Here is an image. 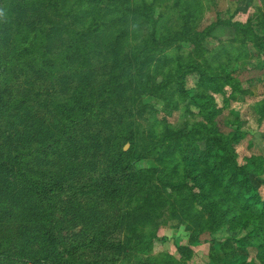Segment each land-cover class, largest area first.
Returning a JSON list of instances; mask_svg holds the SVG:
<instances>
[{"label":"trees","instance_id":"16d2710c","mask_svg":"<svg viewBox=\"0 0 264 264\" xmlns=\"http://www.w3.org/2000/svg\"><path fill=\"white\" fill-rule=\"evenodd\" d=\"M151 5L0 0V264H186L190 247L179 245L178 259L152 256L155 229H142L164 194L189 243L211 246L226 223L220 248L254 247L264 264V158L240 162V120L227 133L215 121L213 94L226 103L240 89L228 57L243 52L230 48L214 62L219 54L200 40L209 29L195 25L199 0H173L177 28ZM159 23L166 34L155 37ZM231 24L254 34L249 22ZM149 96L162 100L164 116L137 134L123 119L149 109ZM189 101L195 117L172 127L166 115L189 112ZM145 159L156 166H139Z\"/></svg>","mask_w":264,"mask_h":264},{"label":"rangeland","instance_id":"374dc122","mask_svg":"<svg viewBox=\"0 0 264 264\" xmlns=\"http://www.w3.org/2000/svg\"><path fill=\"white\" fill-rule=\"evenodd\" d=\"M151 5V8L158 15L166 14L167 17L172 18L174 28H177L178 20L177 9L171 5L173 0H146ZM201 6L200 16L196 20V29H209V33L201 38V43L205 46L206 52L211 54L215 52L219 54L218 59H214L217 63L219 59L227 58L225 51L243 52L241 57L237 59L233 53L228 58L230 60L228 68L232 71V75L238 80L240 89H248L246 93L237 90L235 97H230L226 103L223 101L221 94H213L217 107L221 108L215 121L218 127L225 133L229 132L231 122L233 120H240L241 129L246 132L242 138L235 144V149L238 153L240 162L245 161L244 156L255 154L264 158V54L259 47V42L253 41L258 39L256 36H264V31L257 27L260 22L259 15L264 13V0H199ZM175 14V20L173 19ZM249 22V25L254 26V34L252 31L238 33L236 27L231 23ZM147 35L148 29L145 30ZM156 32L155 37H160L161 33L166 34L162 27V23L154 27ZM181 52L186 55L190 52L191 45L181 43ZM231 48V49H230ZM174 52V51H173ZM198 61L201 59L194 56ZM102 65V64H101ZM100 64L96 65L102 67ZM232 65V66H231ZM151 73H153L151 71ZM5 77H9L6 72ZM24 75H21V79ZM196 73H190L186 77V87L192 89L194 87ZM7 79V78H6ZM5 79V80H6ZM161 76L157 75L159 81ZM39 84V83H38ZM229 90L230 86H226ZM192 94V92H188ZM150 98V99H149ZM145 100L149 102V109L133 110L132 115L126 113L124 125L130 128L137 134L147 133L152 129L156 130L159 126L157 120L164 116L162 111V100L152 99L149 96ZM189 112H186L184 106L178 107L172 111L171 114L166 115L167 121L172 127L181 126L187 120L188 124L195 116L189 113H197L198 107L192 102L188 103ZM197 116L195 119H200ZM126 150L129 143L123 145ZM246 162V161H245ZM248 167L252 165L246 162ZM141 167L156 166L150 159L142 160L138 163ZM264 178V171L261 175ZM264 194V187L262 188ZM161 200L159 208L153 211V222L146 223L142 229L147 233L155 229L157 237L154 239V244L150 253L152 256L163 257L164 254L179 258V245H187L192 249V253L186 260V264H240L243 260L256 261L262 264L261 261L255 257L257 249L254 247L236 248L233 251H223L220 248L221 242L227 237L228 233L225 231L226 223L213 234L214 242L210 244L202 242H188V231L183 228V225L170 217L168 213V203L165 197L159 198ZM140 228V226H139ZM243 233L242 230L238 231ZM214 254L215 258L209 257ZM252 264H257V263Z\"/></svg>","mask_w":264,"mask_h":264},{"label":"clouds","instance_id":"9594fccd","mask_svg":"<svg viewBox=\"0 0 264 264\" xmlns=\"http://www.w3.org/2000/svg\"><path fill=\"white\" fill-rule=\"evenodd\" d=\"M0 15H2V12H0Z\"/></svg>","mask_w":264,"mask_h":264}]
</instances>
